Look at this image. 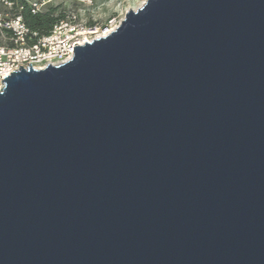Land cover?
Masks as SVG:
<instances>
[{
	"label": "water",
	"instance_id": "1",
	"mask_svg": "<svg viewBox=\"0 0 264 264\" xmlns=\"http://www.w3.org/2000/svg\"><path fill=\"white\" fill-rule=\"evenodd\" d=\"M73 50L2 79L0 264H264V0H145Z\"/></svg>",
	"mask_w": 264,
	"mask_h": 264
},
{
	"label": "built area",
	"instance_id": "2",
	"mask_svg": "<svg viewBox=\"0 0 264 264\" xmlns=\"http://www.w3.org/2000/svg\"><path fill=\"white\" fill-rule=\"evenodd\" d=\"M52 0H0V88L2 79L20 67L43 68L61 64L72 58L73 47L105 36L114 30L122 18L110 16L104 21H87L77 12L63 10L47 31L38 35L26 24L22 9L24 4L31 13L46 9ZM88 3L90 0H79ZM24 2V3H23ZM75 43V44H74Z\"/></svg>",
	"mask_w": 264,
	"mask_h": 264
},
{
	"label": "rangeland",
	"instance_id": "3",
	"mask_svg": "<svg viewBox=\"0 0 264 264\" xmlns=\"http://www.w3.org/2000/svg\"><path fill=\"white\" fill-rule=\"evenodd\" d=\"M145 0H90L84 4L79 0H52L49 4L56 6V13L70 9L77 12L81 18L87 21H104L110 16L117 20L124 17L130 8L136 9ZM1 39V36H0Z\"/></svg>",
	"mask_w": 264,
	"mask_h": 264
},
{
	"label": "trees",
	"instance_id": "4",
	"mask_svg": "<svg viewBox=\"0 0 264 264\" xmlns=\"http://www.w3.org/2000/svg\"><path fill=\"white\" fill-rule=\"evenodd\" d=\"M24 3V2H23ZM56 6L48 4L46 9L39 13H31L26 4L22 9V14L26 24L32 31L37 32L38 35L47 33L52 24L63 16V10L56 13ZM2 40L0 39V44Z\"/></svg>",
	"mask_w": 264,
	"mask_h": 264
},
{
	"label": "crops",
	"instance_id": "5",
	"mask_svg": "<svg viewBox=\"0 0 264 264\" xmlns=\"http://www.w3.org/2000/svg\"><path fill=\"white\" fill-rule=\"evenodd\" d=\"M1 40H2V38H1ZM3 42V41H2Z\"/></svg>",
	"mask_w": 264,
	"mask_h": 264
}]
</instances>
